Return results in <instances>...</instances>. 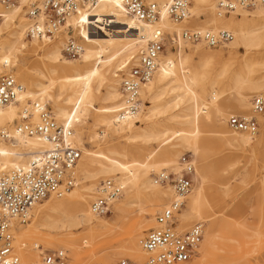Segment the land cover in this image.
<instances>
[{"label": "bare ground", "instance_id": "1", "mask_svg": "<svg viewBox=\"0 0 264 264\" xmlns=\"http://www.w3.org/2000/svg\"><path fill=\"white\" fill-rule=\"evenodd\" d=\"M37 1L42 2L43 0H19L15 5L0 2V73L3 66L18 68V78L24 87L15 100L0 108V127L7 126L0 128V131L7 129L12 135V138L8 140L0 138L1 175L12 168L26 166L36 153L49 147V143L37 135H26L16 131V120L22 118L25 109L32 113L34 121H38L39 108L37 105L47 106L46 102H54L56 106L53 112L51 110L52 115L59 123L73 128L70 139L76 146L84 145V127L88 123V111L94 113L97 124L105 126L106 130L113 134L122 131L129 132L137 126L136 121H139L143 113L144 101L139 114L128 120H119L117 113L125 105L121 80L113 81L115 85L103 94L100 87L107 79L105 68L115 60H119L118 69L126 67L132 61L130 66L135 63L140 51L146 47L157 27H161L164 31L167 46L168 39L173 46L179 43L183 46L182 39L189 42L183 37L186 30L217 33L224 29L233 35L229 41L233 48L242 46L246 51L256 52L264 44V6L254 7L255 13L248 14V9L239 8L230 14H225L219 11L218 1L215 7L213 0H190L192 5L189 6L190 14L180 22L172 20L166 11V5L170 0H153L161 7L160 17L153 24L138 21L129 15L124 5L125 0H102L93 9L90 18L82 12L71 15L66 25L62 27L65 33L62 36L59 34L56 39L46 37H30L29 39L27 30L30 19L23 7ZM206 10L212 12L209 23H197L199 30L191 27L184 28L180 32V27L176 23H184ZM109 22L117 24L114 26L116 29H107L105 25ZM90 24H96L97 33H91ZM9 27H13L14 32L5 34ZM69 28L75 31V37L77 35L84 42V44L81 43L83 51L75 61L65 59L63 56L65 37H67ZM229 42L222 47L226 48ZM203 43L195 42L196 45L191 51L203 61L202 65H194L188 56L178 57L174 52H166V47V50L160 54L157 70L141 90V98L149 95L152 100L151 96L155 93L165 97L169 96L166 111L177 112L171 118V122L184 127L180 133L168 129L160 132L158 124H152L142 129L138 135L128 136L125 144L119 141H108L94 153L85 151L84 157L81 156V162L77 164L80 175L83 179L93 181V186H96L103 177L113 179L123 185V194L113 201L118 214H121L129 205L134 206L143 199H146L145 201L150 206H156L163 203L170 195V202L174 194L172 184L157 182L153 175L167 170L181 176L184 166L179 156L183 150H187L200 156L197 166L193 162L198 187L195 189L192 187L191 192L185 198L184 205L187 208L184 206L181 208L180 222L195 224V222L207 221L210 227H213L215 222L206 215V212L219 200L220 195L228 196L231 190L227 183H222V188L216 189L213 193L209 191L210 183L224 174L227 169L225 165L232 167L234 164L227 161L228 158L222 160L221 163L207 160L205 154H208L207 152L211 151L214 146L228 151H237L241 146H249L252 151H255L253 138L243 137L236 132L248 134V136H256L258 132L253 135L234 128L236 132L231 131L227 120L224 119H228V116L236 111H243L246 114L253 113L251 95L255 93L258 94L255 96L264 97L261 93L264 90V75L250 69L248 63H245V66L249 68L247 73L240 70L233 73L232 69L236 64L241 67L236 53L231 51L228 57H224L219 52L204 53L200 46ZM40 51H43V55H39V59L32 66L25 67L20 63L21 55L26 52L38 54ZM162 54L166 62L162 61ZM224 58L227 64L222 67L220 73L206 69L205 66L208 64L224 60ZM122 73L124 71H120L121 76ZM113 77L118 78L119 75L114 73ZM94 84H97L95 90ZM96 100H100L102 106L97 107ZM30 101L34 102L29 105ZM19 104L25 106L21 112H19ZM258 115H263V113ZM169 132L177 135L176 143L158 148L150 145L152 141H159ZM95 135L98 137L97 132ZM137 140L143 143L139 144ZM9 143L13 147H9ZM7 166L11 167L7 169ZM76 175V189L73 188L75 191L72 192L73 189H70L61 195L52 194L43 201L44 203L41 202L35 207L26 224L19 225L16 229L13 244L20 256V264H24L23 253L28 247L26 248V241L17 239V234L26 225L25 230L31 232L36 230L66 232L75 227L90 226L88 236L91 238L94 223L108 224L105 219H98L100 216L94 214L92 205L91 207L89 205V199L93 198L91 193L103 195L102 181L96 190L85 193L86 187L83 189L80 187L82 177L80 180L77 171ZM124 195L127 196L126 200H122ZM178 225V229L183 231L193 224L188 228L180 227V223ZM136 231L133 238L140 240L142 232L140 225ZM72 239L76 242L78 238ZM34 247L38 249L40 246L35 244ZM131 252H137V250H131ZM142 252L146 260V253ZM42 253L45 252L41 251L40 259ZM197 254L198 251L195 255ZM79 255L75 251L76 258H80Z\"/></svg>", "mask_w": 264, "mask_h": 264}, {"label": "built area", "instance_id": "2", "mask_svg": "<svg viewBox=\"0 0 264 264\" xmlns=\"http://www.w3.org/2000/svg\"><path fill=\"white\" fill-rule=\"evenodd\" d=\"M102 0H43L27 5L30 19L27 35L31 38L55 39L74 14L84 13L92 17L93 9ZM7 5H15L19 0H0ZM190 0H170L166 11L176 22L183 21L189 14ZM126 11L136 20L153 24L160 17L161 7L156 2L146 0H125ZM220 12L230 14L237 9H251L264 6V0H218ZM97 19V18H96ZM95 19V20H96ZM96 27V24H90ZM128 28V27H127ZM98 29V28H97ZM184 39L189 42H204L216 48L229 42L233 35L226 30L217 33L186 30ZM167 37L161 27L155 28L146 47L140 51L135 63L122 73L121 89L125 95V105L117 113L119 120H128L142 109L141 90L158 68L160 54L166 50ZM83 51L81 42L74 36L73 29L67 30L64 52L79 57ZM23 85L13 74L0 77V108L15 100ZM254 112L264 113V97L253 99ZM39 120L34 121L32 113L25 109L22 121L16 124V131L22 134L37 135L49 147L36 153L26 166L12 168L0 176V264H20V256L14 246V235L19 225L26 223L35 207L52 194L61 195L77 184L76 166L81 159L82 150L70 139L73 128L61 124L52 115L48 106L37 105ZM230 127L255 135L259 129L256 116L232 115ZM2 138L8 140L12 135L7 129L0 131ZM183 174L163 170L155 175L162 184L171 183L173 198L169 204L156 214V226L148 230L140 240L147 258L143 264H176L189 262L197 253L203 239L204 223L197 222L186 230H179V213L185 198L193 187L194 163L192 157L184 155L181 159ZM103 195L92 203L94 214L103 216L112 210L113 201L123 194L124 187L113 179L102 181ZM69 254L65 249H57L41 254L38 264H68ZM107 264V263H96ZM110 264H139L129 258H121Z\"/></svg>", "mask_w": 264, "mask_h": 264}, {"label": "rangeland", "instance_id": "3", "mask_svg": "<svg viewBox=\"0 0 264 264\" xmlns=\"http://www.w3.org/2000/svg\"><path fill=\"white\" fill-rule=\"evenodd\" d=\"M146 1L154 2L153 0ZM217 1L218 0H213L215 7ZM191 6L192 5L190 3V7ZM23 8L25 9V12H27V7L25 6ZM247 11L248 14L255 13L253 8L248 9ZM211 18L212 12L206 10L200 12L197 17L190 18L184 23H175L180 27V32H182L184 28L192 27L194 29H198L196 26L197 23L207 24ZM115 25L117 24L109 22L107 25H105V27L107 26V29H116V27H114ZM13 27H9L5 34L13 33ZM95 28L96 27L90 28L92 34L98 32V29ZM219 28L220 27H218V29ZM74 32L75 31L73 30V34H75ZM63 34L65 33L61 32L59 36H62ZM28 38L30 39V37ZM65 38L67 39V37ZM77 39L84 44L81 38L77 37ZM181 41L183 46H180V43L177 44V46H173L168 39L166 52H174L178 57L188 56L194 65H202L203 61L200 60L197 55L191 53L196 44L185 42L183 39ZM200 46L201 51L204 53L219 52L224 57H228L231 51L235 52L241 67L238 66L239 64H236L232 69L233 73L238 70L247 73L249 68L245 66V63H248L250 65V69H254L256 72L259 71L260 74L264 75V44L256 52L246 51V49L242 46L233 48V46H231V42L228 43L226 48H223L222 46L209 48L204 43ZM39 55H43V51L38 52V54H29L26 52V54L21 55L20 63L25 67L32 66V64L39 59ZM63 56L65 59L72 61H75L78 58L67 54H64ZM118 61L119 60L113 61L112 64L106 67L104 70L107 79L100 87L102 94L108 91L112 85H115L113 81L116 79L121 80L120 71L126 72L129 69L130 64L133 62L132 61L122 69H118ZM162 61L166 62L163 54ZM226 64L227 60L224 58V60L216 61L214 63L208 64L205 67L207 70H216L218 73H220L222 67H224ZM238 67H240V69H238ZM17 72L18 68L16 67L11 66L8 68L3 66L0 77L6 73H11L16 76L18 81H20ZM114 73L118 74L119 77H113ZM20 83L22 82L20 81ZM95 88H97V84H94V90ZM261 93L264 95V90ZM255 95L258 94L254 93L251 95V109L254 108L253 97ZM229 96L230 95H228V97ZM151 97L152 100L149 95L142 96V99L145 103L143 106V113L141 114L138 122L135 120L137 126L130 129L129 132L122 131L118 134H113L110 131H107L105 126L97 124L94 113L92 111H88V123L84 127V145H77V147L83 151L82 157H84L85 151L94 153L99 150V148L103 147L108 141H119L120 143L125 144L128 136L134 134L138 135L142 129L147 128L152 124H158V131L160 132L168 129L180 133L184 127L171 122V118L173 115L177 114V112L166 111V104L169 100V96L165 97L164 95H156L155 93ZM32 102L34 101H30L29 105H31ZM46 104L53 112L56 104L51 101L46 102ZM95 105L97 107L102 106L101 101L96 100ZM24 107L25 106L19 104V112H21ZM237 114L243 115L245 117H257L259 129L256 136H248V134L236 132L228 125L231 131H234L243 137H252L254 140L253 146L255 147V151H252L249 146H241L237 151H228L218 146H214L211 151L207 152L208 154H205L207 160H215L221 163L222 160L228 158L227 161H230L232 164H234L232 167L225 165L227 168L226 171L221 177L213 179V181L210 183L209 191L215 193L216 189L220 190L222 188V183H227L231 191L229 192L230 195L228 196L220 195L218 198L219 200H217V202L214 203L211 208H208L206 215L210 216L213 219L212 221L215 222L213 227H210V223L207 221H199L204 223V237L200 245L197 247L198 254L186 264H264V113L263 115H258L254 111L252 114H246L243 111H236L235 113L230 114L228 119L224 120H227L228 124L229 118L232 115ZM20 121H22L21 117L16 120L17 123ZM96 132L98 133V137H95ZM176 136L177 135H174L173 132H169L167 136L160 139L159 141H152L150 145L154 148H158L159 146L166 144L176 143L178 141ZM138 140L136 141L137 143H143L142 141ZM8 145L9 147H13L10 143ZM183 155L192 157L196 166L199 164L200 156L194 155L192 152L187 150H183L179 156V159H181ZM82 157L79 163L81 162ZM10 167L11 166H7V169ZM76 171L81 180L82 176L79 173L78 166ZM155 175L156 174L153 175V178H155ZM106 179L107 178L104 177L101 178L97 182V185L93 186V181L83 179L82 177V183L80 187L82 189L83 187H86L84 192L91 193L93 190L98 188L101 181ZM196 187H198V183L195 179V174L193 173V188L195 189ZM75 189H73L72 192L75 191ZM91 195L93 198L89 199L90 207L95 199L101 196L100 194H94V192L91 193ZM126 199V195L122 196V200ZM145 200L146 199H143V201L136 203L134 206L129 205L123 212H121V214H118L113 204L112 211L109 214L100 216L98 218L101 220L105 219L108 221V224L100 225L99 223H94V225H92L91 238L88 236L90 232V226L83 228L75 227L69 229L66 232L40 230L31 232L29 230H25L27 226L26 225L17 234V239L19 238V241L22 240L27 242L26 248L28 247V249L24 250L25 252L23 253L24 264H37L38 260L40 259L41 251L50 252L60 248H65L68 251V264H96L99 262L110 264L117 262L121 258H129L139 262V264H142V262L145 260V255L142 252L143 250L140 245V240L145 236L146 232L150 230L152 226L156 225L155 215L161 208L169 203L170 195L163 203H159L156 206H150ZM184 207L187 208L185 205ZM181 212L182 210L180 211V214ZM180 214L179 217L181 220ZM192 224L194 223L180 222V227L188 228ZM138 225L141 226L142 230L140 237L141 239L135 240L133 236L137 233L136 229L138 228ZM72 238L78 239L75 242ZM35 244H39L40 247L38 249H34ZM131 250H137V252H131ZM75 251L80 254V258H76Z\"/></svg>", "mask_w": 264, "mask_h": 264}]
</instances>
